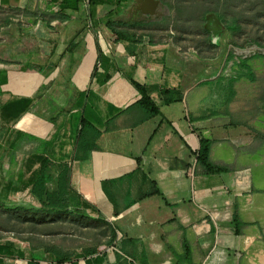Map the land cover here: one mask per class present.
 <instances>
[{
  "label": "crops",
  "instance_id": "obj_1",
  "mask_svg": "<svg viewBox=\"0 0 264 264\" xmlns=\"http://www.w3.org/2000/svg\"><path fill=\"white\" fill-rule=\"evenodd\" d=\"M156 1L0 0V264H264V56L222 69L216 14L217 63Z\"/></svg>",
  "mask_w": 264,
  "mask_h": 264
},
{
  "label": "trees",
  "instance_id": "obj_2",
  "mask_svg": "<svg viewBox=\"0 0 264 264\" xmlns=\"http://www.w3.org/2000/svg\"><path fill=\"white\" fill-rule=\"evenodd\" d=\"M159 1L163 4L164 13L160 20H157L158 28L166 29V36L170 37L177 44H181L183 34L189 35L191 40L189 46L192 48H216L215 43L211 39V32L204 27V24L206 14L214 13L218 16L220 23L229 33L230 45V49L223 61L222 69L231 60L240 61L254 56H264V0ZM144 24L135 22L131 24V27ZM113 31L117 39L123 41L126 38H133L135 36L130 32L116 28ZM134 39L136 42L139 40L137 37H134ZM131 83L138 90L143 91L142 86L137 82L132 80ZM144 101H146V98L143 95L141 102L144 103ZM149 111V115H154L157 114L158 109L151 106ZM83 123L82 120V127L84 126ZM80 142L82 143V137H80ZM207 150V144L201 143L197 152L198 161L204 162L206 160ZM46 164L47 161L41 164L40 170L32 184L31 191L40 203L39 211L41 214L46 215L51 213L52 215H59L64 212L62 206L65 205L68 208L69 202L66 198L65 204H62L64 193L60 188L49 191L45 187L43 176ZM63 167L60 170L61 175L68 173L67 167ZM219 170L220 168L206 165L207 172ZM72 206L74 208L75 203H72ZM15 208L20 207H14L13 209ZM76 209L78 208L76 207Z\"/></svg>",
  "mask_w": 264,
  "mask_h": 264
},
{
  "label": "rangeland",
  "instance_id": "obj_3",
  "mask_svg": "<svg viewBox=\"0 0 264 264\" xmlns=\"http://www.w3.org/2000/svg\"><path fill=\"white\" fill-rule=\"evenodd\" d=\"M212 15H210L209 16V14H206L205 15V24H204V27L206 28V29H208L209 30V28H207V27H212V25H211V21H210V19L209 20H207V17H211ZM217 16V15H216ZM218 17V16H217ZM220 22V21H219ZM191 43V40H190V36L189 35H184L183 34V40H181V44H182V46H184L185 48L186 47H191V46H189V44ZM198 52H199V54L201 55V56H203V57H205V58H213V57H216V63L219 61V58L221 57V52H222V49L223 48H195ZM12 214L15 216V217H17V218H20V219H23V220H25V219H29L30 218V216H31V213H27V212H19V213H17L16 211H13L12 212ZM10 214L7 212V216H9ZM28 216H29V218H28ZM91 222H93V221H91ZM94 224V222L92 223V225L91 226H94L93 225ZM92 229V231L91 232H93L94 234H95V230H94V228H91ZM88 230H90L89 228H88ZM86 231H87V229H86ZM85 231V232H86ZM72 233H73V230H72ZM86 236V235H85ZM89 239L91 238L90 236H87ZM87 242V240H83L82 242ZM89 241H91V239L89 240Z\"/></svg>",
  "mask_w": 264,
  "mask_h": 264
},
{
  "label": "water",
  "instance_id": "obj_4",
  "mask_svg": "<svg viewBox=\"0 0 264 264\" xmlns=\"http://www.w3.org/2000/svg\"><path fill=\"white\" fill-rule=\"evenodd\" d=\"M148 1L152 2L153 4H157L158 3V1H156V0H148Z\"/></svg>",
  "mask_w": 264,
  "mask_h": 264
}]
</instances>
